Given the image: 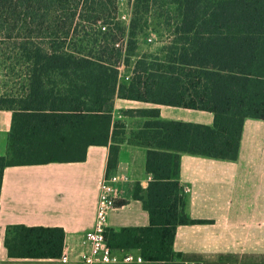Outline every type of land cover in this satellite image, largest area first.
I'll return each instance as SVG.
<instances>
[{
    "label": "trees",
    "instance_id": "obj_1",
    "mask_svg": "<svg viewBox=\"0 0 264 264\" xmlns=\"http://www.w3.org/2000/svg\"><path fill=\"white\" fill-rule=\"evenodd\" d=\"M117 2L0 0L2 44L27 68L18 93L0 96V109L12 111L0 193L6 167L84 161L90 145L109 146L111 175L125 138L116 98L208 111L211 126L160 120L157 108L124 112L154 118L128 139L148 147L152 180L135 184L133 198L149 225L108 228L106 241L146 263L179 260L176 227L208 222L186 210L180 153L235 159L244 120L264 119V0H133L127 26ZM149 29L169 38L163 54L140 57L121 80L118 66ZM64 243L61 227L9 225L4 237L10 259H59Z\"/></svg>",
    "mask_w": 264,
    "mask_h": 264
},
{
    "label": "crops",
    "instance_id": "obj_2",
    "mask_svg": "<svg viewBox=\"0 0 264 264\" xmlns=\"http://www.w3.org/2000/svg\"><path fill=\"white\" fill-rule=\"evenodd\" d=\"M125 110L157 108L160 120L211 126L208 111L154 105L116 98L113 119L124 125L118 161L112 174H128L125 199L116 201L109 228L149 225V214L133 198L135 184L145 189L152 180L146 171L148 147L128 141L150 116L130 115ZM12 111L0 109V156L7 151ZM109 146L90 145L84 161L9 166L4 169L0 193V264H77L59 259H10L4 245L7 226L61 227L65 244L78 251V236L91 229L100 183L106 176ZM179 181L187 196V212L206 223L178 225L173 251L181 264H264V119L243 122L235 159L180 153ZM139 254L136 250H115ZM140 255V254H139ZM146 263V262H145ZM144 264V263H143Z\"/></svg>",
    "mask_w": 264,
    "mask_h": 264
},
{
    "label": "built area",
    "instance_id": "obj_3",
    "mask_svg": "<svg viewBox=\"0 0 264 264\" xmlns=\"http://www.w3.org/2000/svg\"><path fill=\"white\" fill-rule=\"evenodd\" d=\"M123 63L118 66L119 77ZM130 75L124 76L128 80ZM131 182L128 174L116 173L105 176L100 183L99 196L93 227L78 236V251L71 254L72 248L64 243L59 260L69 263L74 260L77 264H143L145 260L139 254L123 252L117 254L107 243L105 233L109 228L110 213L115 209L116 201L125 199L127 186ZM184 191H190L185 187Z\"/></svg>",
    "mask_w": 264,
    "mask_h": 264
},
{
    "label": "rangeland",
    "instance_id": "obj_4",
    "mask_svg": "<svg viewBox=\"0 0 264 264\" xmlns=\"http://www.w3.org/2000/svg\"><path fill=\"white\" fill-rule=\"evenodd\" d=\"M133 0H118V15L121 22L127 26L130 21L132 2ZM165 7H157L155 13L161 14ZM169 38L165 33H155L153 29L146 30L138 38V48L134 55L131 57L129 65L123 66L121 70V80L127 81L124 76L132 75L134 63L137 59L143 56L160 57L163 52L165 44ZM27 68L17 62L15 58V51L12 48H7L2 44L0 37V96L2 95H15L20 90L21 85L24 83ZM120 112L127 110L120 108ZM144 264H181L178 259L166 262H153Z\"/></svg>",
    "mask_w": 264,
    "mask_h": 264
}]
</instances>
